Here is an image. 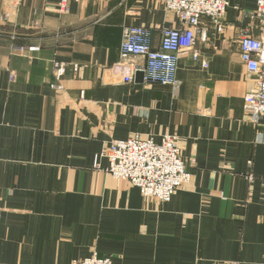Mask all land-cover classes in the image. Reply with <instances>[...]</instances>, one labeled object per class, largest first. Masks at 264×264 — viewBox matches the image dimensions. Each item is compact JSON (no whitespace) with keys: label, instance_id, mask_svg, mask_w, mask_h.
Segmentation results:
<instances>
[{"label":"crops","instance_id":"crops-1","mask_svg":"<svg viewBox=\"0 0 264 264\" xmlns=\"http://www.w3.org/2000/svg\"><path fill=\"white\" fill-rule=\"evenodd\" d=\"M60 1L0 0V264H264V116L243 113L238 45L259 33L256 1L228 0L221 31L202 18L200 58L179 57L174 85L125 82L118 64L126 26L157 47L178 25L163 0ZM165 133L191 173L169 201L106 171L111 141Z\"/></svg>","mask_w":264,"mask_h":264},{"label":"built area","instance_id":"built-area-1","mask_svg":"<svg viewBox=\"0 0 264 264\" xmlns=\"http://www.w3.org/2000/svg\"><path fill=\"white\" fill-rule=\"evenodd\" d=\"M13 1L19 4L22 0ZM68 1H60V10L66 8ZM255 1L256 8L252 15L259 20V33L257 36L243 33L238 45L240 60L254 81L243 97V113L250 121L257 123L264 116V0ZM228 5V0H163V9L174 12L178 25L159 30L157 47L152 43L151 28L126 26L122 31L118 64L128 63L130 70L124 75L123 81H133V75L140 72L145 83L176 84L179 57L187 53L194 60L200 58L196 42L202 18L207 17L221 31ZM202 34H205V30ZM203 63L206 64V61ZM52 66L55 82L50 86L57 91L62 90L65 63L53 61ZM72 68L76 72L80 66L74 63ZM10 78L14 80L15 75L11 74ZM101 156L108 159L106 171L110 175L136 186L146 199L167 202L177 189L191 181V173L186 168L178 138L174 134L165 133L159 141L140 134L115 139ZM70 264H112V259L93 252L83 259L72 260ZM218 264L241 263L231 261Z\"/></svg>","mask_w":264,"mask_h":264}]
</instances>
